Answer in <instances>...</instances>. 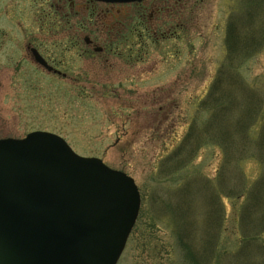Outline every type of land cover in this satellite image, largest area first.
<instances>
[{
	"label": "rangeland",
	"instance_id": "1",
	"mask_svg": "<svg viewBox=\"0 0 264 264\" xmlns=\"http://www.w3.org/2000/svg\"><path fill=\"white\" fill-rule=\"evenodd\" d=\"M35 4L0 0V139L54 133L135 180L142 206L119 264H264V0L151 1L161 14L111 6L98 26L87 4L67 7L52 37ZM137 16L151 28L143 44L119 25ZM109 19L113 50L94 55L83 39ZM233 21L250 53L227 49ZM29 43L69 78L35 63Z\"/></svg>",
	"mask_w": 264,
	"mask_h": 264
},
{
	"label": "water",
	"instance_id": "2",
	"mask_svg": "<svg viewBox=\"0 0 264 264\" xmlns=\"http://www.w3.org/2000/svg\"><path fill=\"white\" fill-rule=\"evenodd\" d=\"M141 205L133 178L55 134L0 140V264H118Z\"/></svg>",
	"mask_w": 264,
	"mask_h": 264
},
{
	"label": "flooded vegetation",
	"instance_id": "3",
	"mask_svg": "<svg viewBox=\"0 0 264 264\" xmlns=\"http://www.w3.org/2000/svg\"><path fill=\"white\" fill-rule=\"evenodd\" d=\"M37 5L38 4H41L40 5V15H39V23H40V26H41V32L44 34V35H48V36H53V32H54V28H46L50 21L53 19L52 16H54V13H56L57 15L61 12L62 13V17L67 20L68 19V14L69 13H65L64 11L66 10V8L68 7V9H70L71 7V11L73 12L74 8H80L82 7L80 10H84L85 9V4L88 5V7L90 8L89 10H93V14L92 15V19L94 20V24L96 25L97 22L99 21L100 18H102V15L101 14H106L104 16V18L110 16L109 15V11L111 10L110 7H116V6H121V5H117V4H104V3H101L100 2H95V1H90V0H54V2H57V3H61L62 5L60 4H54V3H50L52 0H33ZM76 1H80V2H83V4H81L80 6H77V2ZM151 1H154V0H147V1H144L143 3H137V4H132V6H137V5H148V7H146V10H149L150 8L152 9V11L156 10L158 11V14H161L163 12L162 8L160 7H156L155 6H151L152 4L149 5V3ZM156 3V2H155ZM35 4V5H36ZM125 6V5H124ZM109 8V9H108ZM144 10V8L142 9ZM38 11V13H39ZM113 11V10H111ZM100 13V14H99ZM90 15V16H91ZM0 18H3V16L0 14ZM113 21V19H112ZM52 23V22H51ZM50 23V25H51ZM69 24V22L67 23ZM123 23H120L119 25H122ZM1 25V24H0ZM46 25V26H45ZM49 25V26H50ZM102 26V28L98 31V34L97 35V38H103L104 36H106V32L107 34H110L111 31L114 32L115 30H113V25H111L110 23V19L109 21H104L103 23L99 24ZM98 26V25H96ZM123 26V25H122ZM73 30H76V29H73ZM79 31V30H78ZM80 31H82L80 29ZM120 31V30H118ZM65 33V37H67L69 39V36H68V33H69V30L68 28H66L64 31ZM100 34V35H99ZM1 30H0V39H1ZM99 35V36H98ZM75 38V37H74ZM95 37V39H91L89 38V40H87V38H84L83 41L84 43L86 44L85 46L88 47L90 50H94V55H107V54H110L111 50H108L107 49V46H105L104 44L105 43H102L101 46H99V41ZM77 40L76 44H74V48H79V53H80V58L84 56V58L88 55H90V51L87 50L85 48V46H80L79 44V40L80 38H75ZM1 41V40H0ZM98 44V45H97ZM30 55H31V59L34 60L35 63H37L35 56H34V52L33 50H36L38 52V54L47 62L48 65H50L52 68H53V71L49 72L50 74H54V75H58V76H62L63 78H69L68 77V74L67 73H62L60 71L61 67H63V64H56L54 62L53 59L49 58L48 56H46V54L43 52L42 48H40L39 45H35L33 46V44H28L27 48H26ZM75 50V49H74ZM69 51V50H68ZM93 56V54H91ZM108 56V55H107ZM38 64V63H37ZM42 67V65H40Z\"/></svg>",
	"mask_w": 264,
	"mask_h": 264
},
{
	"label": "trees",
	"instance_id": "4",
	"mask_svg": "<svg viewBox=\"0 0 264 264\" xmlns=\"http://www.w3.org/2000/svg\"><path fill=\"white\" fill-rule=\"evenodd\" d=\"M134 19V21H132V23L131 24H124L123 23V28L125 29V30H127V32L129 33V31L131 32V33H135L136 35H138V38L139 39H141L140 41H142V44H143V42L145 41V40H147V41H150L151 40V37H150V34H149V32H150V26H146L145 25V19H144V17H142V16H137L136 18H133ZM235 25V26H234ZM230 28H231V30H230V32H229V36H228V41H229V45H228V48L227 49H231V48H235V49H237L238 50V48L240 49V48H245V50H246V52H248V53H250V50L249 49H247V46H249V41H247V42H242V35L241 34H239L240 32H238V31H240V29L238 28V26H237V24H235V22L233 21V22H231L230 23ZM116 30V29H115ZM126 32V33H127ZM155 32V31H154ZM111 33L113 34L114 32H112L111 31ZM110 33V34H111ZM125 33V34H126ZM108 35L107 34V32H106V36H107V38L104 40V45L105 46H107V49L108 50H111L112 48H113V46L115 45L114 44V36L111 34V35ZM155 34H156V32H155ZM119 42V41H118ZM118 42H116V43H118ZM258 43L259 42H255V40H254V47H252V48H254L255 50V52H258L259 50H258ZM260 43H261V40H260ZM144 45H147L146 44V42H145V44ZM257 49H256V48ZM232 50V49H231ZM237 50H235V51H237ZM252 53V52H251ZM231 78H234V76L233 75H231ZM242 92H243V90L245 91V87H242V89H240ZM247 94H249V96H250V98H253L254 96H253V94H252V92H250L249 90H248V92H246ZM237 102V101H236ZM233 103L232 105H230L229 104V106H228V109L226 110V111H224V115H223V117L225 116V114L226 113H228V115H230V114H233L235 111H236V109H237V105H238V103ZM252 104V107H253V103H251ZM258 105H256V108H252L253 109V114H252V116L253 117H256L257 115H258V111H260L259 110V108L257 107ZM247 109H248V107H247ZM246 110V109H245ZM246 112V111H245ZM250 116V115H249ZM230 117H231V115H230ZM251 121L250 122H248V121H245V122H242V121H240L239 123H238V125H239V127H241V130L244 132V131H247V130H249V129H251ZM243 134V133H242ZM245 134V133H244ZM181 218H183V219H185V215H183ZM187 218V217H186Z\"/></svg>",
	"mask_w": 264,
	"mask_h": 264
}]
</instances>
